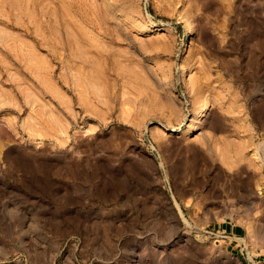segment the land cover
<instances>
[{
	"label": "rangeland",
	"instance_id": "rangeland-1",
	"mask_svg": "<svg viewBox=\"0 0 264 264\" xmlns=\"http://www.w3.org/2000/svg\"><path fill=\"white\" fill-rule=\"evenodd\" d=\"M0 264H264V0H0Z\"/></svg>",
	"mask_w": 264,
	"mask_h": 264
},
{
	"label": "bare ground",
	"instance_id": "bare-ground-1",
	"mask_svg": "<svg viewBox=\"0 0 264 264\" xmlns=\"http://www.w3.org/2000/svg\"><path fill=\"white\" fill-rule=\"evenodd\" d=\"M181 70H180V72H179V77L180 78H183V77H187L188 76V74H189V67L188 66H182L181 65ZM182 71V72H181ZM208 107H209V105H208V103H205L204 104V106H202V108L200 109V111H198L197 112V115H196V117H195V119H194V122L192 123V124H190V128L188 129V132L189 131H192V130H194V129H196L198 126V123L200 122V121H203V119L207 116V114H208Z\"/></svg>",
	"mask_w": 264,
	"mask_h": 264
}]
</instances>
